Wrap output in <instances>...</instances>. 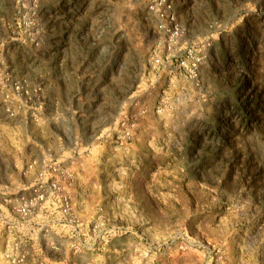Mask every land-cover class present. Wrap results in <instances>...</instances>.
Masks as SVG:
<instances>
[{"label": "rangeland", "instance_id": "374dc122", "mask_svg": "<svg viewBox=\"0 0 264 264\" xmlns=\"http://www.w3.org/2000/svg\"><path fill=\"white\" fill-rule=\"evenodd\" d=\"M15 133L0 264H264V0H0Z\"/></svg>", "mask_w": 264, "mask_h": 264}, {"label": "crops", "instance_id": "0c3cea01", "mask_svg": "<svg viewBox=\"0 0 264 264\" xmlns=\"http://www.w3.org/2000/svg\"><path fill=\"white\" fill-rule=\"evenodd\" d=\"M9 140L4 139L0 141V193H7L18 189L22 173L19 162L21 148L24 149L25 153L30 151V148L34 150L32 144L27 141H21L18 133H15ZM30 173L27 171L24 175L27 176Z\"/></svg>", "mask_w": 264, "mask_h": 264}, {"label": "built area", "instance_id": "2783aa9c", "mask_svg": "<svg viewBox=\"0 0 264 264\" xmlns=\"http://www.w3.org/2000/svg\"><path fill=\"white\" fill-rule=\"evenodd\" d=\"M173 35H176V32L173 34ZM47 185H46V180H45V175L44 173H41L40 174V180L37 182V184L34 186V189H33V192L37 193L39 191H43L44 188H46ZM53 187L57 190H60V187L56 185H53ZM67 207H68V203H67ZM68 208H66L65 211H67Z\"/></svg>", "mask_w": 264, "mask_h": 264}]
</instances>
